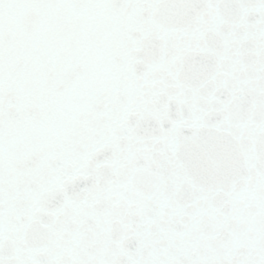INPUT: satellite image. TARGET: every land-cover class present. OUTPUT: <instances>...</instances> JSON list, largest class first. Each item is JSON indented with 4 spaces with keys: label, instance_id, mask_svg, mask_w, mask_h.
<instances>
[{
    "label": "snow or ice",
    "instance_id": "snow-or-ice-1",
    "mask_svg": "<svg viewBox=\"0 0 264 264\" xmlns=\"http://www.w3.org/2000/svg\"><path fill=\"white\" fill-rule=\"evenodd\" d=\"M0 264H264V0H0Z\"/></svg>",
    "mask_w": 264,
    "mask_h": 264
}]
</instances>
